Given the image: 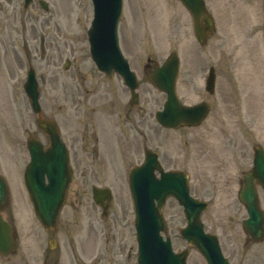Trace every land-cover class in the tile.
<instances>
[{
  "label": "rangeland",
  "instance_id": "rangeland-1",
  "mask_svg": "<svg viewBox=\"0 0 264 264\" xmlns=\"http://www.w3.org/2000/svg\"><path fill=\"white\" fill-rule=\"evenodd\" d=\"M38 1L23 8V0H0V174L10 189L9 206L2 214L14 226L17 251L27 257H0V264H27L28 258V264H41L39 254L48 249L50 239L55 240L51 255L59 254V264H137L128 173L121 165L141 158L136 133L127 136L120 157L111 149L96 160L94 171L84 178L74 175L54 231L44 232L32 213L23 184L26 139L35 131L23 90L25 73L30 67L35 71L43 115L54 118L69 134L77 122L62 104L72 103L71 94H66L73 76L82 73L93 79L96 69L86 36L91 1L44 0L47 11ZM206 1L215 33L203 47L193 38L191 17L178 0H124L120 39L139 78L146 145L161 155L167 169L188 172L191 193L209 201L202 222L218 237L231 264H264V239L253 243L243 232L246 214L237 200L239 180L252 166L253 148L264 149L263 0ZM171 51L180 55L191 77L187 86H179L184 101L204 100L213 108L197 128L162 131L155 123L154 114L164 99L149 83L145 66L161 62ZM207 65H214L217 73L212 96L204 90ZM90 185L111 188L107 216L93 203ZM257 193L264 211V193L259 187ZM164 217L173 248L184 249L178 231L185 219L173 199L166 201ZM186 264L205 262L191 249Z\"/></svg>",
  "mask_w": 264,
  "mask_h": 264
},
{
  "label": "water",
  "instance_id": "water-1",
  "mask_svg": "<svg viewBox=\"0 0 264 264\" xmlns=\"http://www.w3.org/2000/svg\"><path fill=\"white\" fill-rule=\"evenodd\" d=\"M181 1L190 11L197 39L202 43L205 33H200L199 21L205 20L209 32L212 26L211 20L205 13L203 1ZM30 2L31 0H26L25 4L28 5ZM93 4L96 9L95 19L92 29L88 31L92 58L102 71L110 72L111 69L119 71L133 91L136 88L135 77L129 71L125 61H122L116 44V24L121 16L122 0H93ZM41 5L47 9L45 3H41ZM171 71L172 67L169 66L160 70L158 72L160 74L157 76L159 81L156 78L158 73L150 75L151 82L156 86L159 83L168 96L165 110L157 114V120L166 127L196 125L205 116V108H186L179 104L172 86V79L170 81ZM24 89L30 99L33 111L38 115V126L48 132L52 143V148L43 153L37 142L32 140L28 142L32 161L26 167L24 174L25 185L33 203L35 215L46 230H51L55 228L70 178L67 153L59 143L58 134L52 122L40 117L37 85L33 71L30 72ZM155 169L160 171L161 181L155 179L153 174ZM178 175L179 173H162L152 154H147L146 162L142 167L135 168L130 173L129 181L136 212L135 227L139 245L138 264H185L186 252L173 255L170 251L169 241L163 242L159 236L160 231H165L161 210L168 195L175 196L184 206L188 225L181 230L182 236L203 254L209 264H214V260L223 264L217 240L215 237L205 235L199 222L200 213L205 205L188 196L186 185L175 184L179 178ZM44 176L48 180L46 185ZM256 182L264 190V151L260 147H256L254 150L253 169L246 174L239 192V199L248 214V218L243 221V229L255 241L261 240L264 236V216L258 207ZM93 197L95 202L100 203L106 210L111 199L110 191L93 188ZM154 200H156V205ZM6 204L7 186L0 177V209ZM11 247L10 228L0 217V253H7Z\"/></svg>",
  "mask_w": 264,
  "mask_h": 264
},
{
  "label": "flooded vegetation",
  "instance_id": "flooded-vegetation-1",
  "mask_svg": "<svg viewBox=\"0 0 264 264\" xmlns=\"http://www.w3.org/2000/svg\"><path fill=\"white\" fill-rule=\"evenodd\" d=\"M190 81L188 70L181 69L180 65L177 85L187 86ZM72 83H74L73 87L66 94V96L71 94L72 103L69 102V106L63 103V107L69 109L71 117L74 116L73 120L77 122V128H70L69 134H66L67 129L61 127V136L69 150V159L74 172L84 178L86 172L94 171L96 160L101 161L111 149L112 155L114 152L116 156L121 154L127 136L131 134H137L138 148L145 147L143 108L140 101L137 107L130 106L128 91L119 76L112 75L107 78L97 73L93 79H88L85 75L76 73ZM89 113H94V118L89 117ZM40 136L44 146H48L47 136L43 133ZM41 259L42 264H59L60 261L59 254L52 257L47 249L42 253ZM29 260L28 258L26 263Z\"/></svg>",
  "mask_w": 264,
  "mask_h": 264
}]
</instances>
